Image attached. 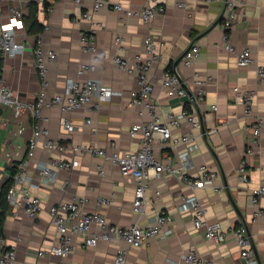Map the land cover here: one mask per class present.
I'll list each match as a JSON object with an SVG mask.
<instances>
[{
	"label": "crops",
	"instance_id": "1",
	"mask_svg": "<svg viewBox=\"0 0 264 264\" xmlns=\"http://www.w3.org/2000/svg\"><path fill=\"white\" fill-rule=\"evenodd\" d=\"M30 0H0V15L6 19L11 8L19 9L23 15L28 13ZM38 4L37 19L49 27L43 31L42 42L45 51L51 50L56 58L48 64V94L59 93L69 79L80 81L92 77L112 87L116 93L110 101L94 110L92 105L68 113L76 126L75 130L65 131L61 126L62 112L58 107L43 109V125L53 139L67 147L65 151H46L39 149L30 160L28 170L35 178L37 187L32 192L39 196L43 210L36 218L24 213L14 214L8 205L4 219L3 240L16 249V264H115L119 249H125L126 264H172L190 247H195L202 264H247L240 255L235 238L229 234L220 244L206 239L202 229L194 226L192 212H180L177 208L182 195L191 193L175 176H164L152 180L146 192L145 214L138 217L132 212L135 192V179L123 176L119 169L98 156L79 151L80 145L94 144L107 151L115 145L121 152L135 151L139 148V139L129 136V128L136 123L146 122L148 115H139L138 108L130 104L129 92L138 88V71L134 70L137 57H146L143 41L152 35L161 53L159 62L149 70L153 84L152 98L158 105L161 116L170 111L182 109L186 100L169 97L162 86L163 71L182 55L192 43L201 47V54L192 67H184L179 61L176 69L181 80L190 92L197 85L193 72L201 76L211 75L212 80L204 85L205 95L199 102L197 116L202 127L192 129L187 121L174 127V135L192 133L196 137L197 147L192 152L194 172L200 165H207L217 172L213 187L195 191L201 204L206 208L210 221H219L222 228L230 230L233 226H247L251 248L257 264H264V194L258 204L252 202V189L264 183V124L259 154L251 156L247 173L249 184L237 177L246 146L247 133L245 123L256 116L264 117V83L257 78V67L264 65V0H242L236 6L234 22L231 28L222 27L220 20L225 0L207 3L205 0H159L165 12L144 23L137 17H125L110 8H101L94 12L91 19L81 18L84 11L91 9L93 0H34ZM121 2L131 8H138L145 0H111ZM182 3V6L178 4ZM41 29V30H42ZM95 30L96 48L85 53L80 48V32ZM23 40L26 48L20 54L2 56V76L6 83L21 97L34 99L40 89L36 71L33 48L38 32L25 29ZM122 38L119 49L115 37ZM225 36L237 49L248 48L253 61L246 66L237 64L235 53L222 47ZM126 59L132 71L120 69L114 63L115 56ZM93 63L95 69L78 75L81 63ZM234 86L241 90L256 91L252 116L243 117V108L232 100ZM216 104L217 111L210 106ZM89 119L90 123L85 121ZM32 119L28 116L15 117L5 107L0 108V186L11 175V170L26 155V140L32 130ZM215 128V132L208 130ZM114 144V145H113ZM174 153L167 150L158 155L168 160ZM50 157H60L72 161L70 169H56L52 177L42 176L38 168L40 161ZM104 169L99 175L98 166ZM216 188V189H215ZM160 191V195L154 193ZM103 196L111 199L108 206L98 207L96 199ZM86 197L83 209L86 212L101 211L113 224L127 226L138 221L142 226L154 222L161 210H166L173 218V234L165 238H153L140 247L127 245L123 240L113 237L109 241L99 242L91 247H77L71 255L59 257H37L35 252L57 243L59 234L50 221L48 206L60 201ZM256 210L261 216L252 220Z\"/></svg>",
	"mask_w": 264,
	"mask_h": 264
},
{
	"label": "built area",
	"instance_id": "2",
	"mask_svg": "<svg viewBox=\"0 0 264 264\" xmlns=\"http://www.w3.org/2000/svg\"><path fill=\"white\" fill-rule=\"evenodd\" d=\"M79 2L80 0H74ZM207 3L215 0H205ZM242 4V0H225L222 12L221 23L225 29L231 28L234 22L235 8ZM182 6V3L178 4ZM101 8H110L122 13L125 17H137L144 23L150 22L154 17L165 12L164 5L159 0H145L138 8H131L121 2L111 0H93L91 9L82 13L81 18L91 19L94 12ZM43 29L36 34L35 46L33 48L35 66L39 78L40 89L34 99L27 100L21 97L19 91L11 88L0 77V108L5 107L11 111L15 117L28 116L32 119V130L26 140V155L17 165L16 171L12 174V183L7 191V201L12 207L13 213H24L30 218H36L43 210L42 201L32 192L38 185L35 178L28 170L30 160L39 149L46 151H65L67 147L51 137L49 129L43 125L42 114L45 107H58L62 112L61 126L65 131L75 130L76 126L68 117V113L92 105L94 110H98L101 105L110 101L112 97L120 92H116L112 87L103 84L99 79L88 77L82 81L69 79L63 90L59 93L48 94L47 71L48 64L53 62L56 55L53 51H45L42 42ZM25 25L23 12L16 8H11L6 19L0 15V54L2 56H13L20 54L26 48L23 40L25 35ZM118 48H122V38L115 37ZM146 57L140 55L134 70L138 71V88L129 92L130 104L138 108L139 115H148L146 122L136 123L129 128V136L139 139V148L135 151L121 152L114 145L113 149L107 151L94 144L80 145L77 149L93 156H98L104 161L116 166L123 176H131L135 179V192L132 201V212L138 217L145 214L147 205L146 192L152 180L164 176H175L181 183L187 186L191 193L182 195L177 208L180 212L191 211L194 226L202 229L204 237L215 244L223 243L231 234L240 248V255L247 264H257L254 252L251 248L247 226L240 224L233 226L229 231L222 228L219 221H210L207 218L206 208L201 204L195 191L213 187L217 172L207 165L198 166L194 172L190 170L194 167L192 152L197 147L196 137L192 133L174 135L172 129L187 121L192 129L202 127V121L197 116L198 105L205 95L204 85L212 80L211 75H204L198 71L193 72V78L197 85L195 92L189 95L184 82L176 67H167L162 74L161 83L169 97L186 100L182 109L170 111L163 118L158 110V105L153 100V84L148 76L149 70L154 63L161 59V53L152 35H147L143 41ZM222 47L228 52L235 53L237 64L246 66L252 63L253 57L248 48H235L225 36ZM80 48L85 53H92L96 48L95 30H83L80 32ZM201 54V47L197 43H192L184 50L180 60L184 67H192L196 59ZM114 63L120 69L128 72L132 67L126 59L115 56ZM95 69L93 63H81L77 74L92 72ZM257 78L260 83H264V65L257 67ZM232 100L240 104L243 108V117L248 118L253 114L256 91L254 89L241 90L239 86L232 89ZM212 111H217L218 106H210ZM86 123H90L87 119ZM263 116H256L250 122H246L244 129L247 133L246 146L243 152L241 163L237 169L238 179L246 184L251 182L247 173V165L251 156L259 154L262 134ZM215 128L208 130L209 134L215 132ZM170 150L174 156L168 160H161L158 155ZM75 164L72 161L60 157H50L46 161H40L38 168L42 176L52 177L56 169H70ZM99 175H104V169L98 166ZM216 189V188H215ZM156 195H160L159 190H155ZM252 202L258 204L259 198L264 194V183L252 189ZM86 197L73 199L71 201H60L48 206L50 221L59 234L57 243L49 247L39 249L35 252L37 257H59L64 258L80 246L91 247L102 241H109L113 237L120 238L127 245L140 247L153 238H165L173 234L174 221L172 216L161 210L156 215L154 222L142 226L138 221L127 226H120L111 223L101 211L86 212L83 209ZM98 207L108 206L111 199L98 196L96 199ZM262 211L256 210L252 220L261 216ZM0 237V264H16V249L8 245ZM125 249H119L114 259L115 264H126ZM172 264H202L195 247H190L185 251L178 261H171Z\"/></svg>",
	"mask_w": 264,
	"mask_h": 264
},
{
	"label": "trees",
	"instance_id": "3",
	"mask_svg": "<svg viewBox=\"0 0 264 264\" xmlns=\"http://www.w3.org/2000/svg\"><path fill=\"white\" fill-rule=\"evenodd\" d=\"M48 5L49 3L46 0H44L43 6L45 9L48 7ZM37 8H38L37 2L34 0H30L28 5V9H29L28 13L26 15H23L25 29H27L30 32H38L42 29V25L37 19ZM2 61H3V57L0 54V77L2 74V70H1ZM169 65L172 66L171 64ZM15 171L16 169L13 167L11 170V175L8 178H6L0 186V237H4L3 236L4 219L9 205L7 201V191L12 183L11 176L12 174L15 173Z\"/></svg>",
	"mask_w": 264,
	"mask_h": 264
},
{
	"label": "water",
	"instance_id": "4",
	"mask_svg": "<svg viewBox=\"0 0 264 264\" xmlns=\"http://www.w3.org/2000/svg\"><path fill=\"white\" fill-rule=\"evenodd\" d=\"M221 18H222V15H221L220 19H219L217 22H219V21L221 20ZM182 56H183V53H182V55H181L180 57H178V59L174 62V66H175V67L177 66L178 62L181 60ZM186 88H187V87H186ZM187 92H188L189 95L191 94V92H190L188 89H187Z\"/></svg>",
	"mask_w": 264,
	"mask_h": 264
}]
</instances>
